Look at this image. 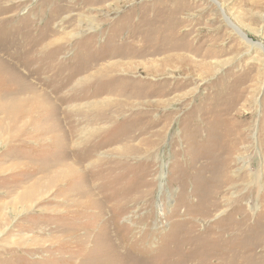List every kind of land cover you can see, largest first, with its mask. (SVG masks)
Here are the masks:
<instances>
[{
  "label": "rangeland",
  "instance_id": "374dc122",
  "mask_svg": "<svg viewBox=\"0 0 264 264\" xmlns=\"http://www.w3.org/2000/svg\"><path fill=\"white\" fill-rule=\"evenodd\" d=\"M0 264H264V0H0Z\"/></svg>",
  "mask_w": 264,
  "mask_h": 264
},
{
  "label": "bare ground",
  "instance_id": "6f19581e",
  "mask_svg": "<svg viewBox=\"0 0 264 264\" xmlns=\"http://www.w3.org/2000/svg\"><path fill=\"white\" fill-rule=\"evenodd\" d=\"M212 1H214V0H212ZM47 44H48V43H46V44L44 45V47L47 46ZM34 93H35V92H34ZM38 94H39V93H38ZM38 94H37V95H38ZM35 96H36V95H35ZM35 96H34V97H35ZM40 96H42V95L40 94ZM34 97H33V98H34ZM41 98H42V97H41ZM32 104H33V103H32ZM37 106H38V105H37ZM75 107H76V106H75ZM37 109H38V108H37ZM31 114H32V113H31ZM31 116H32V115H31ZM13 124H14V123H13ZM11 127H12V126H11ZM14 127H15V126H14ZM29 128H30V127H29ZM91 130L93 131V129H91ZM28 134H29V133H28ZM90 144H91V143H90ZM70 151H71V149H70ZM82 153H83V151H82ZM70 154H72V153H70ZM71 156H72V155H71ZM73 156H74V155H73ZM80 163H81V162H80ZM77 166H78V165H77ZM65 171H66V170H65ZM68 173H70V172H69V171H68V172H63L62 177L64 178V176H66ZM31 177H32V175H31ZM117 256H118V255H117Z\"/></svg>",
  "mask_w": 264,
  "mask_h": 264
}]
</instances>
